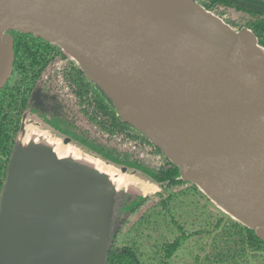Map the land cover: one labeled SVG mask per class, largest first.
<instances>
[{
	"label": "water",
	"instance_id": "95a60500",
	"mask_svg": "<svg viewBox=\"0 0 264 264\" xmlns=\"http://www.w3.org/2000/svg\"><path fill=\"white\" fill-rule=\"evenodd\" d=\"M10 31L59 47L181 180L212 190L227 212L199 188L264 241V49L250 30L194 0H0V91L14 65ZM104 181L17 142L0 264H106L116 192Z\"/></svg>",
	"mask_w": 264,
	"mask_h": 264
},
{
	"label": "trees",
	"instance_id": "16d2710c",
	"mask_svg": "<svg viewBox=\"0 0 264 264\" xmlns=\"http://www.w3.org/2000/svg\"><path fill=\"white\" fill-rule=\"evenodd\" d=\"M194 1L234 31L250 30L264 49V2ZM9 35L14 65L0 91V199L21 121L28 115L93 157L159 186L155 202L115 195L106 264H264V241L255 230L181 180L179 169L120 120L74 60L40 38ZM117 197L122 202L116 208Z\"/></svg>",
	"mask_w": 264,
	"mask_h": 264
},
{
	"label": "bare ground",
	"instance_id": "6f19581e",
	"mask_svg": "<svg viewBox=\"0 0 264 264\" xmlns=\"http://www.w3.org/2000/svg\"><path fill=\"white\" fill-rule=\"evenodd\" d=\"M36 129V125L33 121L27 119H24L22 121V128L18 138L20 153H22L23 149L26 148L29 144H37L41 140H46L47 144L53 148V153H55L58 159L62 160L68 157H70L69 159L73 160L80 159L81 151L79 149L71 145L63 144V142L58 138H47V136H49L48 133L44 131L37 132ZM93 162L95 163L96 167H93L94 170L99 175L104 176V182L112 192H117L122 188L134 184L140 185L143 193L145 194L151 192L155 188L152 185L140 182L132 174H126L123 170H118L108 165L107 163L102 162L101 160H94ZM198 186L200 190L210 198V200L221 206L218 196L212 190L202 184H198ZM221 209L224 210L223 207ZM224 211L227 212L226 210Z\"/></svg>",
	"mask_w": 264,
	"mask_h": 264
},
{
	"label": "rangeland",
	"instance_id": "374dc122",
	"mask_svg": "<svg viewBox=\"0 0 264 264\" xmlns=\"http://www.w3.org/2000/svg\"><path fill=\"white\" fill-rule=\"evenodd\" d=\"M244 28V27H243ZM25 119L27 120H31L33 121L37 126H36V130L37 132H40V131H44L46 133H48L49 136H47V138L49 137H52V138H58L62 141H64L63 138H59L57 137L55 134H53L50 130H48L43 124H41L37 119H35V117H32V116H28V115H25ZM23 121V120H22ZM21 121V123H22ZM20 134V133H19ZM40 144H43L44 146H47L51 149H53L51 146H49L47 144V141L46 140H41L39 142ZM69 145L71 146H74L71 142L68 143ZM75 148L79 149L81 151V156H80V159H77V160H73V159H69L71 162L81 166L82 168H86V169H89L91 171L94 170L93 167H95V163L93 162L94 160H100V159H97L95 157H93L92 155L84 152L81 148H78L76 146H74ZM72 156V155H71ZM74 157V156H73ZM75 158V157H74ZM102 161V160H101ZM104 162V161H102ZM107 163V162H105ZM108 165H110L108 163ZM112 166V165H110ZM114 167V166H112ZM96 168V167H95ZM116 168V167H114ZM116 169H121V168H116ZM126 174H132L136 179H138L140 182L142 183H146L148 185H152L154 188V190H152L151 192L149 193H143L142 191V188L140 185H129L128 187H125V188H122L120 189L119 191L116 192V196L119 194H122V195H125L127 197V199L130 201V200H133L135 198H138V197H148V198H152L153 201L155 202L157 200V198L155 197V194L156 193H159L160 192V188L157 184L153 183V182H150L148 180H146L145 178H143L142 176L138 175L137 173L135 172H130V171H127L125 172ZM118 195V196H119ZM121 200L117 197L116 198V208L118 207L119 204H121ZM212 203V202H211ZM214 206H216V208L220 211V212H223L224 214H226L224 211H222L217 205H215L214 203H212ZM145 208V207H143ZM136 218V217H135Z\"/></svg>",
	"mask_w": 264,
	"mask_h": 264
},
{
	"label": "flooded vegetation",
	"instance_id": "af4514ba",
	"mask_svg": "<svg viewBox=\"0 0 264 264\" xmlns=\"http://www.w3.org/2000/svg\"><path fill=\"white\" fill-rule=\"evenodd\" d=\"M43 80H45V79H43ZM35 124V123H34ZM36 125V124H35ZM37 126V125H36ZM62 141V140H61ZM63 142V144H67V145H69L68 143H65L64 141H62ZM54 155H55V153H54ZM55 157H56V155H55ZM57 158V157H56ZM70 157H68V159H69ZM58 159V158H57ZM64 159H67V158H64ZM64 159H62V160H64ZM60 160V159H59ZM146 184V183H145ZM119 191V190H118Z\"/></svg>",
	"mask_w": 264,
	"mask_h": 264
},
{
	"label": "built area",
	"instance_id": "2783aa9c",
	"mask_svg": "<svg viewBox=\"0 0 264 264\" xmlns=\"http://www.w3.org/2000/svg\"><path fill=\"white\" fill-rule=\"evenodd\" d=\"M47 77L46 76H43V79H46Z\"/></svg>",
	"mask_w": 264,
	"mask_h": 264
}]
</instances>
